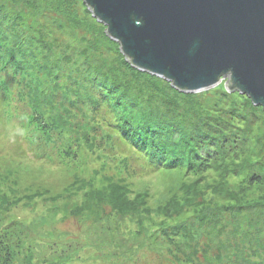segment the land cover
I'll return each instance as SVG.
<instances>
[{
	"label": "trees",
	"instance_id": "1",
	"mask_svg": "<svg viewBox=\"0 0 264 264\" xmlns=\"http://www.w3.org/2000/svg\"><path fill=\"white\" fill-rule=\"evenodd\" d=\"M32 2L0 0V105H6L15 86L17 101L24 103L28 110L20 127L26 130V138L30 142L43 150L54 145L58 161L65 164L77 158L80 146L126 168L129 160L137 162L143 170H184L189 175L222 168L221 162L232 153L238 139L233 129L229 132L221 127V122H217L220 118L213 110L200 107L202 103L193 95L180 93L162 79L132 68L120 54L118 45L106 36L105 27L95 19V23L103 28L102 33L108 43L113 42L117 47L114 58L118 62L117 68L110 65L108 70L98 67L95 73L77 60L72 59L73 62L68 63L65 59L72 58L69 48L50 37L46 25L44 27L38 22L40 18ZM86 12L91 16L87 8ZM47 36L50 44L44 39ZM49 82L48 95L44 87ZM55 92L67 97L64 99L66 104L71 98L72 103L79 102L82 108L92 112L95 116L93 124L84 123L80 133H76L71 123L63 121L61 116H55L53 122H49L47 115L54 108ZM234 93L245 102L244 117L247 113L252 121H256L254 116L258 110L264 115L261 107L253 106L246 96L239 97L237 92ZM238 108L239 105L232 103L230 114L235 112L240 116ZM77 111L82 110L79 108ZM234 127L244 137L241 129ZM248 133L251 135L250 131ZM250 137L251 147L264 148L262 132L256 138L253 134ZM42 156L50 157L48 153H42ZM245 164L246 158L240 167L243 169ZM259 167L262 172L263 165ZM261 178L260 174L252 171L247 184H262L264 179ZM199 187L194 181L184 187L179 197H170L152 207L147 203V192H137L131 197L128 186L113 177H105L98 188L78 179L67 194L82 191L84 199L68 211L67 217L90 221L96 228L103 227L104 233L98 231L102 235L110 230L112 218H129L141 232L149 233L150 229V242L163 246L157 247L165 250L172 264H188L189 260L183 259L185 254L180 247L188 241H202V237L208 234L207 230L215 228L212 223L215 224L217 218V212L207 213L214 210L209 203L203 207L198 201L201 198ZM30 200V197H25L22 202L27 204ZM259 200L242 206L259 207L264 195ZM18 202V199L10 201L0 196V213L14 208L20 204ZM238 212L232 211L231 214L236 216ZM184 213L192 215L184 218ZM176 219H179L176 222H182L175 224ZM45 225L39 218L29 226L15 222L0 226V264H70L79 248L87 245L83 241L61 242L64 233H57L53 227L44 228ZM255 227V223L251 224L250 230ZM31 231L37 232L33 234ZM41 245L42 250L38 252ZM259 250L264 251V240L250 246L248 256L239 254L235 259L253 264L251 258L259 256ZM206 261L207 264H220V255L206 258Z\"/></svg>",
	"mask_w": 264,
	"mask_h": 264
},
{
	"label": "rangeland",
	"instance_id": "2",
	"mask_svg": "<svg viewBox=\"0 0 264 264\" xmlns=\"http://www.w3.org/2000/svg\"><path fill=\"white\" fill-rule=\"evenodd\" d=\"M32 1L40 18L37 19L38 22L44 27L46 25V31L55 42L65 44L69 48L68 53H71L72 58L65 59L68 63L72 59L77 60L84 68L88 67L95 73L98 67L105 70L110 68L109 65L117 68L118 62L114 61L117 44L114 43L115 46L113 42L108 43L102 33L103 28L86 12L82 0ZM44 39L50 44L49 36ZM51 47L56 49L55 45L51 44ZM62 68L65 69L64 64ZM64 71L68 72L67 69ZM224 83L222 80L214 88L187 95H193L196 101L202 103L200 107L203 106L208 111L213 110L220 118L217 122H221V127H225L229 132L233 129L238 139L235 147L241 149L234 147L232 153L227 154L221 162L222 168L210 169L196 175H189L184 170H143L132 160L126 164L127 168L118 166L116 162L80 146L75 160L68 164L59 162L54 145L45 150L39 149L26 138L27 133L21 137L14 135V128L9 130L5 127L10 122L21 126L24 123V113L28 111L24 103L17 101L16 89L13 86V93L7 99L6 105H0V196H5L10 201L18 199L20 204L8 211H1L0 226H6L10 222L29 226L41 218L46 223L44 228L53 227L57 233H64L61 242H85L87 245L79 248L70 264H172L165 250L157 247L163 246L150 242V229L149 233L141 232L138 225L129 218H112L109 222L110 230L102 235L98 231L104 233L103 227L96 228L90 221L82 222L67 217L68 211L84 199L82 191L70 194L67 192L78 179L98 188L104 178L110 176L114 180L124 182L131 191V197L137 192H147V203L154 207L170 197H179L185 186L197 181L201 196L198 201L203 207L209 203L214 210L207 213L210 215L215 211L217 218L216 223H212L215 228H209L202 241H188L180 247L185 254L183 259L189 260L188 264H207L206 258L213 259L220 255V264H244L235 258H238L239 254L248 256L249 247L264 240V201L259 207L242 206L244 203L260 201L259 198L264 195V181L252 186L247 184L252 171H256L261 179H264V170H259L260 164L264 168V148L251 147L248 142L252 140V137L249 138L252 134L255 138L261 132L264 134V115L258 110L254 116L256 121H252L247 113L244 117L243 113L247 109L245 102L235 93L229 94ZM49 85L50 82L44 87L48 95ZM53 98L54 108L47 113L49 122L52 123L55 116H61L63 121L71 123L73 132L80 133L84 123L95 121L92 112L82 108L79 102L74 104L70 98L66 104L64 99L67 97L60 92H55ZM232 103L239 105L237 110L240 116L234 114L235 112L230 114ZM79 108L81 112L77 111ZM234 126L241 129L244 137L240 136ZM261 141L263 144L264 140ZM42 153H48L50 157L42 156ZM245 158L246 164L242 169L240 166ZM25 197H30L32 201L23 204ZM232 211L239 212L235 216L231 214ZM190 215L192 214L184 213L183 217ZM180 222L182 221L175 224ZM254 223L255 229L250 230V225ZM36 232L31 231L33 234ZM42 247L43 245L39 246L38 252ZM257 255L259 256L256 257L260 258H251L253 264H264V251Z\"/></svg>",
	"mask_w": 264,
	"mask_h": 264
},
{
	"label": "water",
	"instance_id": "3",
	"mask_svg": "<svg viewBox=\"0 0 264 264\" xmlns=\"http://www.w3.org/2000/svg\"><path fill=\"white\" fill-rule=\"evenodd\" d=\"M132 68L184 94L225 81L264 111V0H82Z\"/></svg>",
	"mask_w": 264,
	"mask_h": 264
},
{
	"label": "clouds",
	"instance_id": "4",
	"mask_svg": "<svg viewBox=\"0 0 264 264\" xmlns=\"http://www.w3.org/2000/svg\"><path fill=\"white\" fill-rule=\"evenodd\" d=\"M5 127L9 130H12L13 128L15 129L14 135H19L23 137L26 135V130L19 125H17L15 122H10L5 125Z\"/></svg>",
	"mask_w": 264,
	"mask_h": 264
}]
</instances>
